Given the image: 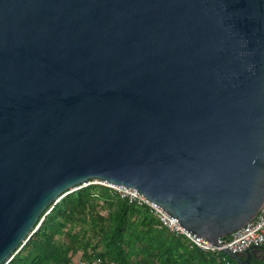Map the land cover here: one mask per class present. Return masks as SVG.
<instances>
[{"label":"water","instance_id":"obj_1","mask_svg":"<svg viewBox=\"0 0 264 264\" xmlns=\"http://www.w3.org/2000/svg\"><path fill=\"white\" fill-rule=\"evenodd\" d=\"M94 180L214 243L255 219L264 0H0V264Z\"/></svg>","mask_w":264,"mask_h":264},{"label":"trees","instance_id":"obj_2","mask_svg":"<svg viewBox=\"0 0 264 264\" xmlns=\"http://www.w3.org/2000/svg\"><path fill=\"white\" fill-rule=\"evenodd\" d=\"M79 253L81 260L99 258L101 264H240L225 253L190 249L148 206L99 185L64 196L9 264H76Z\"/></svg>","mask_w":264,"mask_h":264},{"label":"built area","instance_id":"obj_3","mask_svg":"<svg viewBox=\"0 0 264 264\" xmlns=\"http://www.w3.org/2000/svg\"><path fill=\"white\" fill-rule=\"evenodd\" d=\"M99 185L110 188L121 199L128 201L130 204L139 206H148L152 214L158 219L161 226L168 229L172 234L183 237L190 249H198L205 253L224 254L228 250L234 254H242L251 248L264 247V207L260 210L259 214L250 223L236 231L235 233L220 238L216 243L198 236L186 230L176 219L166 212L161 206L149 201L146 197L134 188H127L124 186H115L105 181L94 180L88 182L72 192L82 188ZM71 193V192H70ZM53 206L46 212V216L51 212ZM102 260L95 258L93 260H80L78 264H101Z\"/></svg>","mask_w":264,"mask_h":264},{"label":"rangeland","instance_id":"obj_4","mask_svg":"<svg viewBox=\"0 0 264 264\" xmlns=\"http://www.w3.org/2000/svg\"><path fill=\"white\" fill-rule=\"evenodd\" d=\"M81 258H82V254L81 253H79L78 255H77V257H76V264H78V262L81 260Z\"/></svg>","mask_w":264,"mask_h":264},{"label":"crops","instance_id":"obj_5","mask_svg":"<svg viewBox=\"0 0 264 264\" xmlns=\"http://www.w3.org/2000/svg\"><path fill=\"white\" fill-rule=\"evenodd\" d=\"M256 260V259H255Z\"/></svg>","mask_w":264,"mask_h":264}]
</instances>
